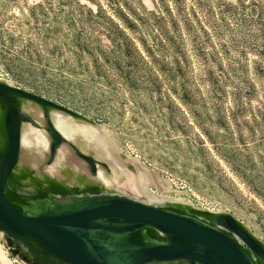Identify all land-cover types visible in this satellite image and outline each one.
I'll return each instance as SVG.
<instances>
[{"label": "rangeland", "instance_id": "1", "mask_svg": "<svg viewBox=\"0 0 264 264\" xmlns=\"http://www.w3.org/2000/svg\"><path fill=\"white\" fill-rule=\"evenodd\" d=\"M98 2L96 20L87 0H0V81L93 124L52 110L54 120L109 131L118 151L100 172L114 193L151 204L132 187L140 177L172 206L231 214L264 242V0H187V20L173 0H138L133 28L109 0ZM27 110L43 112L33 103ZM45 130L23 124L20 165L61 182V163L81 166L66 144L49 162ZM39 142L42 152L33 151ZM0 242L14 264H31L1 234Z\"/></svg>", "mask_w": 264, "mask_h": 264}, {"label": "water", "instance_id": "2", "mask_svg": "<svg viewBox=\"0 0 264 264\" xmlns=\"http://www.w3.org/2000/svg\"><path fill=\"white\" fill-rule=\"evenodd\" d=\"M28 103L93 124L44 96L0 81L5 144L0 153V234L24 246L37 264H264V242L228 213L155 206L100 192L57 198L10 189L20 164ZM24 107V108H23ZM47 118L53 162L66 137ZM31 157V156H30Z\"/></svg>", "mask_w": 264, "mask_h": 264}, {"label": "bare ground", "instance_id": "3", "mask_svg": "<svg viewBox=\"0 0 264 264\" xmlns=\"http://www.w3.org/2000/svg\"><path fill=\"white\" fill-rule=\"evenodd\" d=\"M3 128H4L3 127V115L0 113V153L2 152L4 148V144H5ZM77 131L80 135L87 137V139L89 138L90 141L95 144L97 149H99L102 152V157L104 155V158H112L115 155V153L118 151L116 142L112 138L111 133L107 130H104L101 132V131H96V130H90L88 128H83V129H77ZM41 143L42 142H39V145H41ZM80 145L82 146V144ZM106 161H109V160H106ZM112 168H113V171L115 172L116 178L119 179L120 173L118 172V169H116L115 166H113ZM57 175L61 178V182L49 177L48 175L35 176L31 170H29L26 167H22V165L19 164L18 167L14 171L12 180L10 181V189L19 190V191H28L31 193H35L38 191H44L57 198H66V197H85V196L91 195L93 191L97 188V186L92 180L90 179L83 180L81 176L79 175V173L71 172L69 170V167H66V165L62 163L59 165ZM67 178L69 179L73 178L75 181V185L73 186L67 185L65 182ZM109 183L110 185H112V182H109V181H106L105 184L102 183L99 190H101V192H109V193H114L118 191V189H115L111 186L106 185ZM132 183H133L132 184L133 189L143 194H146L151 204L155 206L173 205L170 203V200H168L167 198H157L155 195L151 194L148 189V185L146 184V181H144L142 178L140 177L135 178ZM181 208L185 210L186 205H182ZM0 264H14V262L8 256V253L4 249L1 242H0ZM168 264H186V263L174 262V263H168Z\"/></svg>", "mask_w": 264, "mask_h": 264}, {"label": "flooded vegetation", "instance_id": "4", "mask_svg": "<svg viewBox=\"0 0 264 264\" xmlns=\"http://www.w3.org/2000/svg\"><path fill=\"white\" fill-rule=\"evenodd\" d=\"M29 116L32 119V122H30V121H28V122L32 123L36 127L40 128V127L44 126L47 130V118L46 117H49L51 119L52 123L56 127H58V129H60L62 134L66 137L67 142L57 148L56 155H57L58 151L60 149H62L63 146L66 144L65 146H67V148H68L67 157L76 160L81 166V168H79V170L69 168V170L71 172L79 173V175L81 176V178L83 180H89L90 179L88 176L89 173L96 176L98 179L97 181L100 182L101 180H103V173L100 172V164L105 163L107 158H104V155L102 157V152L99 149H97L95 144L92 143L89 138L87 139V137H84L83 135H80L78 133L77 128H76V124L74 121L67 119V118H64L62 116L59 117L57 120H54L51 117V112L48 114L42 112L41 114H39V116L34 115V117L29 114ZM75 120L83 121L80 119H75ZM67 137H70L71 139L67 138ZM53 142L54 141L51 138V141L49 144V155L51 154V145ZM80 144H82V146ZM35 149H38V151L42 152L43 145L41 144L37 148H34V147L32 148L33 151ZM83 149H85V150H83ZM98 158H100V159H98ZM101 159H102V161H101ZM100 183H102V181ZM100 187H101V184L97 185L98 189L96 188L93 191V193H100L101 192V190H99ZM8 242L10 244L11 249L13 251H15L17 254H19L20 256H22V258H24V260L30 262L31 264H37L34 261V259H32L28 255H25L24 246L21 243L16 242L12 239H8Z\"/></svg>", "mask_w": 264, "mask_h": 264}, {"label": "trees", "instance_id": "5", "mask_svg": "<svg viewBox=\"0 0 264 264\" xmlns=\"http://www.w3.org/2000/svg\"><path fill=\"white\" fill-rule=\"evenodd\" d=\"M87 1L96 4V6H98L97 12H92V10H90L91 17L96 20L102 18V16L104 15V11L101 8V6H99L98 0H87ZM109 1H110V6H109L110 9L114 11L115 15L121 17L124 23H126L129 28H133L136 26V22L141 19L135 8L137 6L138 0H109ZM186 1L187 0H173L174 7L176 9L178 17L184 20L185 19L187 20L189 18L188 14L182 13V4L185 3ZM191 1L197 3V0H191ZM38 7L42 8L43 5H39ZM164 11L166 15L170 17L173 16L174 11L172 7L167 6V8ZM165 13L163 16H161V18L159 16L161 20L165 18Z\"/></svg>", "mask_w": 264, "mask_h": 264}]
</instances>
